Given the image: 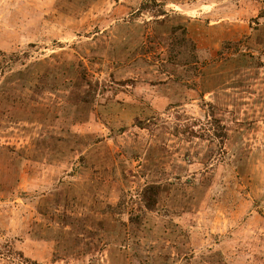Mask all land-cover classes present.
<instances>
[{"label":"rangeland","instance_id":"374dc122","mask_svg":"<svg viewBox=\"0 0 264 264\" xmlns=\"http://www.w3.org/2000/svg\"><path fill=\"white\" fill-rule=\"evenodd\" d=\"M0 50L29 53L0 75V264H264V0H0Z\"/></svg>","mask_w":264,"mask_h":264},{"label":"trees","instance_id":"16d2710c","mask_svg":"<svg viewBox=\"0 0 264 264\" xmlns=\"http://www.w3.org/2000/svg\"><path fill=\"white\" fill-rule=\"evenodd\" d=\"M155 16L156 18L163 16V18L155 19L153 23L156 27L162 28V31H159V35L162 32H164L166 35V62L171 65L170 67L172 68L173 72L175 70V66L178 67L180 72L181 70H185L188 67L187 64L189 62L193 61L194 59H198L195 52V42L190 37H188V30L186 25H166L164 19V17L166 16L165 13H159ZM29 46L33 47L34 44L29 43ZM187 54H189L188 56L190 57L191 61L190 59H187V61H185V57H188ZM28 57L29 53L27 51L20 50L6 52L0 50V75L5 73L6 71H8L9 73L17 71L20 76H23V69H26V66L28 65ZM65 63L69 64V62L67 61H64V64ZM64 64H62V66L53 67L55 71H57V75L52 74V77H57L55 80H59V82H61L60 84L58 83V85L66 87V84L69 83V79H66V77H68L69 75L65 74L66 72L60 71V69L65 67ZM79 67H81L79 69L80 83H78L76 87H78L80 90L84 88L83 94L80 95V100L82 103L89 105V107L95 108L97 95L100 93L103 94L105 92V87L100 83L99 80H93L91 75H89V72L87 71L89 69V64L83 65V63L79 61ZM179 78L180 77H177L176 79L179 81ZM166 183L167 182H148L138 188L137 195L140 206L137 211H129L128 220L130 223H140L147 212H157V204L161 200V196H163V193L168 190V184ZM121 198L122 199L117 202L116 206L112 207L111 205H108L104 211L113 212L115 214L123 212L119 208H124L125 199L124 197Z\"/></svg>","mask_w":264,"mask_h":264}]
</instances>
